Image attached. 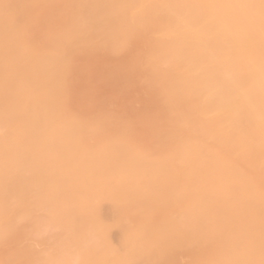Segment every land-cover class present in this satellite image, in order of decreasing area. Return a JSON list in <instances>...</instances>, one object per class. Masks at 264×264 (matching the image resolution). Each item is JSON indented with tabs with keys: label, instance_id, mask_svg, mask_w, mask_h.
Here are the masks:
<instances>
[{
	"label": "bare ground",
	"instance_id": "obj_1",
	"mask_svg": "<svg viewBox=\"0 0 264 264\" xmlns=\"http://www.w3.org/2000/svg\"><path fill=\"white\" fill-rule=\"evenodd\" d=\"M0 189L8 264H264V0H0Z\"/></svg>",
	"mask_w": 264,
	"mask_h": 264
},
{
	"label": "rangeland",
	"instance_id": "obj_2",
	"mask_svg": "<svg viewBox=\"0 0 264 264\" xmlns=\"http://www.w3.org/2000/svg\"><path fill=\"white\" fill-rule=\"evenodd\" d=\"M0 191H7V190H5V189H3V190H1L0 189ZM2 202V203H1ZM0 202V211H3V213H5V210L3 209V207L4 206H7V204H9V202H7L6 204H4L5 202L4 201H1ZM4 204V205H3ZM1 206H3V207H1ZM21 205H16V208L14 209V213L16 214V215H18V214H21L22 213V209H21ZM5 208H7L8 210H9V206L8 207H5ZM20 210H22V211H20ZM3 213L2 212H0V220L2 221V222H4V223H2L1 221H0V228H2L1 230H3L2 232H5L6 234L8 233V234H10L11 232V230H9V228H10V226L9 225H7V220H5V215H3ZM48 216V218H50V219H47V221H49L48 222V224H51V225H53L54 224V212L51 210V212H49L48 214H47ZM53 222V223H52ZM2 223V224H1ZM3 226V227H2ZM5 227V228H4ZM17 227V230H18V232L20 233V239L22 240L23 239V233H24V231H25V229H24V227L20 224V225H17L16 226ZM6 230V231H5ZM2 232H0V247L2 248V250L4 251V249H5V247H7L8 246V241H6L7 240V237H8V235L6 236V234L5 233H3L2 234ZM6 237V239H5V237ZM38 237V236H37ZM37 237H35L34 239H33V243H34V247H35V249H36V251H37V253L39 252V250H40V252L41 251H43L42 249H44L46 246H48L47 244H46V246H45V244L44 243H41L40 241V239L38 238L37 239ZM3 240V241H2ZM4 240H5V242H4ZM2 241V242H1ZM36 243H38L37 244V247H36ZM41 243V244H40ZM3 244V245H2ZM5 245V246H4ZM39 249V250H38ZM46 249H48V253H49V255L51 256H49L48 255V257L49 258H53L54 256H55V250H53V247L52 246H49V247H47ZM1 250V251H2ZM0 252V259L2 260V259H4L5 260V252ZM4 255V256H3ZM3 256V257H2ZM38 256V255H37ZM3 262V260L0 262V263H2ZM3 263H5V264H8L7 262H3Z\"/></svg>",
	"mask_w": 264,
	"mask_h": 264
}]
</instances>
